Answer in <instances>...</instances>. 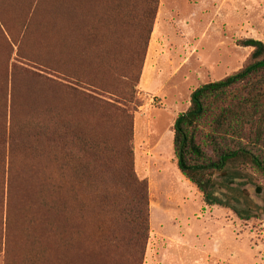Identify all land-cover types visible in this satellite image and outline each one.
Returning <instances> with one entry per match:
<instances>
[{
  "label": "rangeland",
  "instance_id": "rangeland-1",
  "mask_svg": "<svg viewBox=\"0 0 264 264\" xmlns=\"http://www.w3.org/2000/svg\"><path fill=\"white\" fill-rule=\"evenodd\" d=\"M90 1L92 32L69 66L68 52L44 46L35 15L25 29L24 0H0V264H21L38 251L32 236L74 220L59 207L65 196L73 208L76 195L79 220L85 211L100 223L80 249L136 264L118 209L128 158L149 184L143 264H264V176L246 167L215 176L217 198L250 219L207 204L179 169L174 130L198 89L244 68L252 48L242 40L264 42V0ZM72 131L109 145L97 166L83 167L90 155L69 146ZM109 223L117 243L103 238Z\"/></svg>",
  "mask_w": 264,
  "mask_h": 264
},
{
  "label": "trees",
  "instance_id": "trees-1",
  "mask_svg": "<svg viewBox=\"0 0 264 264\" xmlns=\"http://www.w3.org/2000/svg\"><path fill=\"white\" fill-rule=\"evenodd\" d=\"M70 1L68 4L66 0H24V9L30 14H26L25 29L30 28L35 15L37 26L42 29L44 46L57 53L68 52L71 58L68 65L76 66L80 57L77 50L84 47L82 42L86 34L92 32L86 24L91 11L88 0ZM151 1L156 3V0ZM149 31L151 34L153 29L150 27ZM240 45L252 48L244 68L222 81L198 89L192 96L188 111L177 119L174 127L175 153L180 171L203 193L207 204L231 207L240 218L250 219L251 215L246 216L244 211L218 199L214 193L216 175L220 179H231V171L246 167L264 176V42L244 39ZM68 74L66 76L70 80L79 79V76ZM66 134L69 146L76 143L81 153L90 155L84 168L91 169L92 165L100 163L103 149L109 146L105 141L99 142L92 135L88 140L74 131ZM130 147L131 144L125 145L123 151L128 149L133 155ZM232 176L240 177L237 173ZM116 179L124 191L121 196L123 205L118 209L121 229L129 236L126 245L135 249L136 264H143L150 238L149 184L136 174L133 158L124 160ZM256 191L261 192L260 189ZM75 201V206L70 208L65 196L60 199V215L72 211L74 220H58L55 229L51 227L58 237L49 232L39 237L32 236L38 251L22 255L21 264H106L99 254L101 252L88 254L86 249L84 252L80 249L85 230L93 225L92 238L97 222L91 216L87 217L85 211L82 212L83 220H79L82 203L77 195ZM89 220H93V224ZM113 227L109 223L102 229L105 230L103 238L117 243L118 235ZM117 262L122 264V261Z\"/></svg>",
  "mask_w": 264,
  "mask_h": 264
}]
</instances>
